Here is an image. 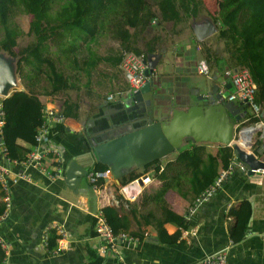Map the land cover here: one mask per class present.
<instances>
[{
  "label": "crops",
  "instance_id": "1",
  "mask_svg": "<svg viewBox=\"0 0 264 264\" xmlns=\"http://www.w3.org/2000/svg\"><path fill=\"white\" fill-rule=\"evenodd\" d=\"M201 2L203 8L195 17L210 16L217 26L224 7L214 13L207 0ZM191 18L188 24L183 20L160 23L155 19L141 32L128 29L130 34H136L135 47L139 51L158 38L151 54H162L152 77L155 89L151 112L147 114L151 124L169 119L174 109L193 106L198 92L218 90L225 97L232 92L224 77V71L231 68L229 58L217 32L199 42L189 24ZM92 50L101 61L79 77L66 74L70 89L51 97L37 93L43 105L50 104L66 116L63 130L44 144L46 149L61 152L60 163L50 154L42 164L47 170L60 166L62 173L60 179L50 181L38 170L29 169L31 182L11 185V207L0 223V240L6 249L0 247V255L5 254L4 264H119L118 257L126 264H199L223 252L228 264H264V176L260 184H252L250 173L236 172L213 198L190 214L198 194L214 182L226 162L236 157L233 146L189 140L146 170L131 166L121 177L95 158L90 137L105 128L101 141H96L102 144V140L127 130H112L116 122L125 118L124 112L114 110L131 94L120 70L124 53L121 42L107 34ZM201 61L206 62L210 79L197 73ZM109 95L113 100H107ZM3 99L6 98H0V111ZM70 103L78 109L77 119L69 118ZM5 107L9 114L15 112L12 105ZM34 124L35 120L29 119L21 128L8 125L7 145L18 146L15 154L22 155V159L33 146L25 139L36 131ZM259 134L257 131L250 143L245 141V147L239 145L240 138L235 142L254 155V169L264 164ZM74 162L86 171L75 191L65 183L66 172ZM103 168L110 175L101 184V205L87 174ZM145 175L147 180L138 183ZM100 208L114 232L141 240L118 242L117 254L101 256L93 218ZM3 210L0 193V212ZM52 223L65 228L71 240L69 250L55 256L41 245L43 231ZM145 235L147 240H143Z\"/></svg>",
  "mask_w": 264,
  "mask_h": 264
},
{
  "label": "trees",
  "instance_id": "2",
  "mask_svg": "<svg viewBox=\"0 0 264 264\" xmlns=\"http://www.w3.org/2000/svg\"><path fill=\"white\" fill-rule=\"evenodd\" d=\"M224 1L228 3L217 18L216 36L224 45L228 65L248 69L257 87L256 100L264 107V0ZM202 8L201 0H0V52L19 59L17 73L24 87L23 91L3 99L2 141L7 156L17 161L23 158L15 154L20 149L18 146L7 145L8 125L21 128L34 119L37 131L44 107L37 93L51 97L70 89L72 85L68 84L66 74L75 73L79 77L101 61L92 50L101 38L109 34L121 42L124 52L146 59L158 38L151 39L139 51L135 47L136 34H130L128 29L141 32L155 19L160 23L183 20L188 24V19ZM17 12L30 16L27 31L14 21ZM71 104L69 118L77 119L78 109ZM5 105H12L15 112L9 114ZM247 118L250 123L259 121L255 117ZM61 130L63 126L57 125L51 135ZM36 131L25 140L34 144ZM261 144L262 141L258 143L260 150ZM0 193L2 197L1 188ZM55 242V238L50 239L51 248ZM4 259L1 252L0 263Z\"/></svg>",
  "mask_w": 264,
  "mask_h": 264
},
{
  "label": "water",
  "instance_id": "3",
  "mask_svg": "<svg viewBox=\"0 0 264 264\" xmlns=\"http://www.w3.org/2000/svg\"><path fill=\"white\" fill-rule=\"evenodd\" d=\"M200 16L189 20L199 42L218 32L212 17L205 15L201 19ZM161 56L162 54H149L145 59V75L151 79ZM18 61L17 57L0 52V98H7L12 92L23 91L17 73ZM154 89L155 84L151 80L115 108L114 111L124 112L125 118L116 122L112 130H122L125 127L127 130L110 140H102V144L96 141H101L105 128L90 137L95 158L108 166L116 177L125 175L131 166L146 170L152 162L161 160L189 140L233 146L236 157L246 164L248 170L253 168L256 161L254 155L235 143L238 136L241 138L245 134L246 142L250 143L257 130L254 124H250L248 128L245 126L244 120L248 116L246 106L227 102L224 94L218 90L207 94L198 92L193 106L185 110L174 109L169 119L151 124L147 114L151 112ZM111 112L110 110L109 113ZM85 175L86 171L74 162L66 172L65 183L75 191ZM146 180L145 175L138 183Z\"/></svg>",
  "mask_w": 264,
  "mask_h": 264
},
{
  "label": "built area",
  "instance_id": "4",
  "mask_svg": "<svg viewBox=\"0 0 264 264\" xmlns=\"http://www.w3.org/2000/svg\"><path fill=\"white\" fill-rule=\"evenodd\" d=\"M120 70L124 76V79L129 85V93L139 91L148 82H151V78L145 75L147 70V64L145 58L142 55H136L134 53L124 52L122 54L120 62ZM197 73L203 75L207 79H210L208 72V66L205 61H201L197 66ZM224 77L229 81V85L232 88V92L226 97L227 102L242 104L246 106L248 116L258 118L257 123H250L249 118H245V126L249 127L250 124H254L261 134V148L264 151V110L256 100L257 87L253 81L250 72L246 68H227L224 71ZM225 84V83H224ZM107 100H113V96L109 95ZM4 113L0 111V188L2 191V199L5 206V211L0 215V223L7 216V212L11 207V185L17 184L20 181L31 182V177L27 175L29 169H36L48 180L55 181L61 178V168L58 166L54 170H47L42 166L45 158L50 154H53L56 158V163L59 165L61 160V152L57 149H46L44 144L47 143L51 137V131L57 125H64L66 116L59 112L58 109L52 107L50 104H45L41 111L42 121L37 128L34 135V144L31 150L26 154L22 160H11L7 156V150L4 142L2 141V132L4 126ZM255 132V133H256ZM252 139V138H251ZM13 168H17L15 172ZM236 172L251 174L249 180L252 184H260V179L264 176V164L262 167L247 169L245 163L240 161L237 157H234L228 161L226 168L222 169L214 182L208 186L195 200L190 214L192 215L198 206L203 202L213 198L223 187L224 183ZM109 170H92L87 174V179L94 192L99 195L100 204L104 205L103 190L104 186L101 185L103 181L109 178ZM131 199H134L132 197ZM95 220V234L100 242L99 253L101 256H107L108 254H117L118 242L128 241L132 243H138L141 239L133 237L126 233L115 234L111 226L108 224L106 218L103 215L102 208L93 214ZM55 238L56 244L50 248V239ZM144 239H148L145 235ZM1 247L5 249L3 242L0 240ZM71 240L65 228L52 223L47 226L42 234L41 245L45 249L51 251V255H59L69 250ZM6 250V249H5ZM119 264H126L122 258L118 257ZM5 260L0 264H4ZM199 264H228L227 256L223 253H216Z\"/></svg>",
  "mask_w": 264,
  "mask_h": 264
},
{
  "label": "rangeland",
  "instance_id": "5",
  "mask_svg": "<svg viewBox=\"0 0 264 264\" xmlns=\"http://www.w3.org/2000/svg\"><path fill=\"white\" fill-rule=\"evenodd\" d=\"M207 1L209 2V7L211 8V10L214 13L217 12V11H219L220 9H222L228 3V1H224V0H216V1H214V0H207ZM14 21H17V23L22 28V30L27 31L28 24L30 22V16H25L21 12H17ZM22 43H25V41L22 42ZM127 104H128V102H127ZM236 139L239 140V136ZM240 139H242V138H240Z\"/></svg>",
  "mask_w": 264,
  "mask_h": 264
},
{
  "label": "bare ground",
  "instance_id": "6",
  "mask_svg": "<svg viewBox=\"0 0 264 264\" xmlns=\"http://www.w3.org/2000/svg\"><path fill=\"white\" fill-rule=\"evenodd\" d=\"M241 138H242V139H241V142L239 143V145L242 146V147H245V145H246V144H245V143H246L245 141H246V139H247L246 134H245L244 136H242Z\"/></svg>",
  "mask_w": 264,
  "mask_h": 264
}]
</instances>
